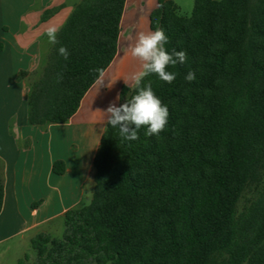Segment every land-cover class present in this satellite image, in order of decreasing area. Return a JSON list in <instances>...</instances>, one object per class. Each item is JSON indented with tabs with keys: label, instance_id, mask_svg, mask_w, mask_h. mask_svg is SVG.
I'll list each match as a JSON object with an SVG mask.
<instances>
[{
	"label": "trees",
	"instance_id": "obj_1",
	"mask_svg": "<svg viewBox=\"0 0 264 264\" xmlns=\"http://www.w3.org/2000/svg\"><path fill=\"white\" fill-rule=\"evenodd\" d=\"M124 4H75L40 71L22 73L28 125L65 124L78 111L97 79L91 70L116 56ZM148 20L169 52L187 53L168 68L173 83L155 74L143 82L168 107V124L154 136L141 128L136 141L106 124L90 203L65 213L60 239L31 240L33 264H264V0H193L189 17L156 0ZM134 94L123 85L118 106ZM3 196L0 178V211Z\"/></svg>",
	"mask_w": 264,
	"mask_h": 264
},
{
	"label": "crops",
	"instance_id": "obj_2",
	"mask_svg": "<svg viewBox=\"0 0 264 264\" xmlns=\"http://www.w3.org/2000/svg\"><path fill=\"white\" fill-rule=\"evenodd\" d=\"M80 0H0V178L4 196L0 211V256L13 252L38 234L51 236L50 227L67 211L84 206L94 188L93 159L106 126L103 112L115 102L127 77L140 70L130 54L136 34L149 29L156 0H125L117 53L84 95L78 111L65 124L45 129L28 125V85L22 73L32 74L51 48L45 30L60 28ZM46 11H55L42 20ZM88 146V147H87ZM55 161L65 164L61 176Z\"/></svg>",
	"mask_w": 264,
	"mask_h": 264
},
{
	"label": "clouds",
	"instance_id": "obj_3",
	"mask_svg": "<svg viewBox=\"0 0 264 264\" xmlns=\"http://www.w3.org/2000/svg\"><path fill=\"white\" fill-rule=\"evenodd\" d=\"M60 30L55 24L46 28L45 35L49 44L55 46L59 43L57 36ZM168 42L165 31L157 28L154 31L139 32L131 46V56L140 62V70L127 77L134 85L135 94L118 107L115 102L110 103L103 112L106 124L117 128L119 136L124 140H138L141 128L146 129V136L159 135L168 124V107L155 94L150 81L147 84L143 83L146 77L153 74L169 84L175 81L177 74L168 71V68L177 64L183 65L187 60V53L175 49L169 52L165 47ZM58 54L65 60L69 56L67 48L63 46L58 48ZM91 71L97 74L96 83L102 85L106 69L95 68ZM62 78V74H59L57 82L59 83ZM195 78L194 72H189L185 77L188 82L194 81Z\"/></svg>",
	"mask_w": 264,
	"mask_h": 264
},
{
	"label": "rangeland",
	"instance_id": "obj_4",
	"mask_svg": "<svg viewBox=\"0 0 264 264\" xmlns=\"http://www.w3.org/2000/svg\"><path fill=\"white\" fill-rule=\"evenodd\" d=\"M175 5L177 6V12L178 15L183 17H189L193 10V0H172ZM137 35V34H136ZM46 58H42L41 61L38 63V67L35 69V71L38 73L41 69V67L45 64ZM88 147V146H87ZM91 200V192H86V196L84 198L83 205H88ZM51 237L60 239L63 235L64 231V224L62 220L55 221L52 226L50 227ZM31 241L25 242L23 244V247H19V250L22 253H19V257H16V255L13 252H9L8 254L4 256H0V264H18L19 261H23L22 264H33L35 260V253L31 249Z\"/></svg>",
	"mask_w": 264,
	"mask_h": 264
}]
</instances>
